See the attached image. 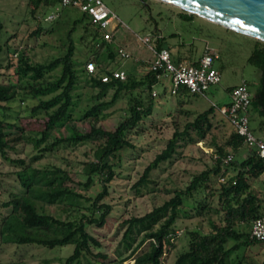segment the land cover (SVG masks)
Masks as SVG:
<instances>
[{"label": "trees", "instance_id": "trees-1", "mask_svg": "<svg viewBox=\"0 0 264 264\" xmlns=\"http://www.w3.org/2000/svg\"><path fill=\"white\" fill-rule=\"evenodd\" d=\"M31 1H33L31 4L35 6L45 4L55 7L61 3V0ZM143 2L147 3V0ZM179 14L188 19H193L196 15L190 12ZM79 27H84L85 32L82 39H88L89 47L85 60L76 64L74 56L77 46L74 34ZM2 28L3 24L0 20V56L4 46L7 45L1 42ZM98 29V25L92 18L83 12L80 18L74 19L68 30L69 43L63 55L47 62L33 63L29 57L25 56V51L16 50L14 52V56L18 57L15 70L17 79L14 82L0 83V104L14 101L20 95H30L38 102L30 106L29 110L32 115H41L37 120L44 118V128L40 132V138H34L38 153L28 159L14 158L10 153L18 152L20 145L26 146L23 140L25 127L0 118V154L17 167L14 173L21 186V192L15 193L3 205L9 207L10 210L7 214L1 215L0 245L38 244L50 248L72 245V252L61 264H127L128 260L131 264H264V260L257 263L247 259L244 254L247 247L264 246V241L250 238V229L247 231L237 229L240 224L251 226L252 221L264 213V196L262 197L253 189L252 183L264 174V157L251 148L244 160L236 161V153L246 144L245 137L238 133L227 117L232 130L223 142L224 147H217V151L213 153V165L194 176L185 189L176 190L175 195L163 204L154 207L144 215L131 216L126 219V229L120 241L122 249L118 248V258L107 261L106 254L93 253L92 246H100L101 243L88 231V225L105 226L113 209L111 204L104 201L109 195V184L116 174L112 160L120 159V154L125 148L134 146L127 138L128 133L136 129L147 116L152 114L156 104L155 96H163L168 92V87L162 85L163 91L157 90V95L153 94L156 86L162 84L161 79L157 77L162 71L151 69L152 59L148 60V70L145 73L126 72L120 61L126 59L119 56L120 47L117 49L115 46V35L107 40ZM42 31L43 26L40 25L35 33ZM177 34L175 32L171 36L176 37ZM152 37L155 47L158 50L168 49L176 63L184 60H193L191 62L197 63L203 54L197 57L196 48L191 43L188 54L191 60L185 59L183 47L185 48L186 45L184 42H178L180 48L174 52L175 45L169 43L167 37L159 31L154 32ZM253 39L255 43L247 61L261 71V81L256 93L251 95L249 110L251 105L255 104L264 114V41ZM206 50L218 52L210 47L204 51ZM219 55L218 59L221 58L220 53ZM12 59L13 57L10 56L8 68L14 67ZM142 61L147 60L141 59ZM89 63L95 65L94 71L89 70ZM81 65L83 67L78 69ZM58 67L61 68L60 73L49 76ZM1 69L0 62V73ZM121 70L126 72L125 79L114 76L115 71ZM105 76L109 78L107 81L103 80ZM81 79L92 88L95 94L92 105L79 116H75L74 110L79 101L76 90ZM242 82L249 87L247 80L240 83ZM240 83L228 87L229 93L231 94L232 89ZM140 88L146 89L147 95L145 97L133 95L130 98L128 114L114 130H107L102 125H98L101 118L105 116L106 109L115 104L124 92L131 93ZM111 89H114L111 99H104ZM190 94L199 95L201 93H193L185 86H180L177 93L173 94L180 96L179 111L191 113L190 110L188 112L183 108L186 100L182 99V96ZM230 103L231 101L221 106H229ZM216 108L217 105H211L197 113L192 120L185 123L182 129L176 127L166 147L149 163L136 182L138 189L153 181L151 172L154 169L164 162L172 163L178 159L179 141L183 139L193 141L195 133L200 140H203L213 128L212 117L217 115ZM249 110L247 115L250 126ZM63 128H66L69 134L58 136L43 148L40 147L53 132ZM89 139L96 141L98 145L93 158L84 162L82 172L86 177L85 181L74 178L68 168L57 165L45 168L35 166L44 157L46 151H53L62 143L77 144ZM212 143L216 145L215 140ZM225 147H230L231 151L226 150ZM229 154H233V159L228 161ZM231 169L237 170L236 173L231 174ZM222 176H227L226 182H220ZM96 177L101 184V190L95 197H89L82 190L89 189ZM214 177L218 178L221 183L217 195L219 210L224 213L223 223H213V229L206 233L197 229H188L186 232L189 236L188 247L181 250L170 263L173 253L178 248L179 240L183 236L176 222L182 211L185 212L184 217L193 216L185 209L186 200L201 189L214 195L216 193L212 186ZM48 206L65 211L68 215L63 217L51 211L47 212ZM208 206L206 200L198 201L195 205L196 215H203ZM74 213H80V217H71ZM230 241H233V244L229 245ZM0 264L21 263L0 261Z\"/></svg>", "mask_w": 264, "mask_h": 264}, {"label": "rangeland", "instance_id": "rangeland-1", "mask_svg": "<svg viewBox=\"0 0 264 264\" xmlns=\"http://www.w3.org/2000/svg\"><path fill=\"white\" fill-rule=\"evenodd\" d=\"M32 2L31 0H0V20L3 24L1 42L7 44L0 56L2 64L0 83L14 82L17 79L15 70L18 57L14 56L16 50L25 51V56L29 57L33 63L47 62L63 55L69 43L68 30L74 19L80 18L83 14L76 7H63L59 4L55 7L45 4L35 6L31 4ZM104 2L122 22L115 34V46L117 49L122 47L132 54L126 60H120L123 63V69L128 73L147 72L148 60L154 59V54L147 44L139 40L138 36L143 37L156 31L167 37L169 43L175 45L174 52L180 48L178 42H184L185 48L181 47H183L185 59L191 60L188 57L191 43L196 48L197 57L207 47L213 48L221 54V58L215 61V67L221 72L220 83L211 86L205 94L182 96V99L186 100L183 108L187 111L190 110L191 113L179 111L180 96L173 95L169 89L163 96H155L156 104L152 114L127 135L128 140L134 146L125 148L120 154V159L112 160L116 174L109 184V195L105 197L104 201L111 204L113 209L105 226L88 225V231L101 243L100 246H92L93 253H104L108 256L107 261H109L118 258V248L122 249L120 241L126 229V219L131 216L144 215L154 207L163 204L175 195L176 190L185 189L194 176L213 165V153L217 151V147H224L223 142L232 130L230 122L219 109V105H226L231 101L228 87L247 80L251 95H254L260 87L261 71L247 61L255 43L250 36L229 30L198 15H195L193 19L183 18L179 13L187 11L160 0H147V3L142 0H104ZM53 13H57L59 16L52 21L46 20V17ZM40 25L43 26V31L36 34L35 31ZM84 32V27H79L74 34L77 46L74 56L76 64L85 60L88 52V39H82ZM175 32L178 33L177 36L172 37L171 34ZM10 56L13 57L14 67L8 68ZM117 59L119 58L117 57ZM138 59L140 62L135 61ZM141 59L147 61L141 62ZM82 67L81 65L78 69ZM60 69L58 67L49 76L58 75ZM82 79L76 90L79 101L74 110L75 116H79L92 105L95 94ZM165 82L169 84L168 80ZM154 90L163 91L162 84L157 85ZM113 93L114 89H111L104 99L110 100ZM147 93V90L142 88L131 93L124 92L115 104L106 109L105 116L101 118L98 125H102L107 130H114L128 114L130 98L133 95L145 97ZM37 102L38 100L30 95H20L14 101L0 104V118L25 127L23 140L26 142V146L20 145L18 152H11L10 155L14 158L28 159L38 153L34 138H40V132L44 128V118L37 120L41 115H32L29 110L30 106ZM211 105H217V115L212 117V130L205 135L203 140H200L195 133L193 141L187 139L179 141L178 159L172 163H162L151 172L153 181L138 189L136 182L149 163L166 147L176 127L182 129L185 123L192 120L197 113ZM249 112L251 131L257 138L264 141V114L255 104L251 105ZM67 133L66 128L53 132L40 147L43 148L56 137L64 136ZM213 140L216 145H213ZM97 145V142L91 139L77 144L64 142L55 147L53 151H46L44 157L35 166L45 168L57 165L68 168L74 178L85 181L86 177L82 172L84 162L93 158ZM251 147L256 148V145L245 144L242 146L236 153V161L244 160ZM225 149L231 151L230 147H225ZM16 169L17 167L12 162L4 159L0 154V221L1 215L7 214L10 210L9 207L3 206L4 203L10 200L15 193L21 192V186L14 173ZM230 171L231 174H235L237 170L231 169ZM212 182V186L216 190L214 195L201 189L186 200L185 209L193 216L184 217L185 212L182 211L176 222V226L182 231L183 236L179 240L178 248L173 253L170 263L174 261L175 256L181 250L188 247L189 236L186 235L188 229H197L206 233L213 229V223H223L224 213L219 210L217 195L221 183L216 177ZM252 183L253 189L263 197L264 174ZM100 190L101 184L96 177L93 185L82 192L89 197H95ZM200 200H206L209 204L201 216L196 215L195 209V205ZM49 211L63 217L68 215L65 211L50 206L47 207V212ZM71 217L79 218L80 213L71 214ZM250 227L249 224H240L237 229L247 231ZM231 244L233 241L229 242V245ZM72 250V245L50 248L38 244H1L0 261L21 264H61ZM244 254L247 259L257 263L262 262L264 246L247 247ZM126 263L131 264V261L128 260Z\"/></svg>", "mask_w": 264, "mask_h": 264}, {"label": "built area", "instance_id": "built-area-1", "mask_svg": "<svg viewBox=\"0 0 264 264\" xmlns=\"http://www.w3.org/2000/svg\"><path fill=\"white\" fill-rule=\"evenodd\" d=\"M63 7H76L82 12L87 13L94 23L99 27L98 31L107 40H110L116 34L117 29L122 23L119 17L107 6L104 0H61ZM59 14L53 13L46 17V20L52 21ZM139 40L148 45L154 54L151 61V69L162 73L158 74L160 83L167 86L173 93H177L180 86H185L190 92L203 94L211 85L221 81V73L215 67V61L220 57L216 51L206 50L197 63L188 60L174 62L168 49L158 50L153 43L152 34L140 37ZM120 58H130L131 54L124 48L119 49ZM90 71L95 70L93 63L88 64ZM116 78L125 79L124 70L115 71ZM109 78L105 76L104 81ZM169 81V84L165 81ZM157 95V91L153 92ZM231 103L229 106H220V112L227 117L235 126L238 133L245 137L246 144L256 145V152L264 157V141L257 138L250 129L249 117L247 112L251 104V92L244 82L235 86L231 91ZM253 148V147H251ZM233 159V154H229L227 160ZM227 176H222L220 182H226ZM250 238L264 241V213L254 219L250 227Z\"/></svg>", "mask_w": 264, "mask_h": 264}, {"label": "water", "instance_id": "water-1", "mask_svg": "<svg viewBox=\"0 0 264 264\" xmlns=\"http://www.w3.org/2000/svg\"><path fill=\"white\" fill-rule=\"evenodd\" d=\"M143 1V0H142ZM264 41V0H160Z\"/></svg>", "mask_w": 264, "mask_h": 264}, {"label": "bare ground", "instance_id": "bare-ground-1", "mask_svg": "<svg viewBox=\"0 0 264 264\" xmlns=\"http://www.w3.org/2000/svg\"><path fill=\"white\" fill-rule=\"evenodd\" d=\"M172 5V4H171ZM174 6V5H173ZM179 8V7H178ZM201 17H203V16H201ZM203 18H205V17H203ZM205 19H207V18H205ZM207 20H209V19H207ZM211 21V20H210Z\"/></svg>", "mask_w": 264, "mask_h": 264}]
</instances>
